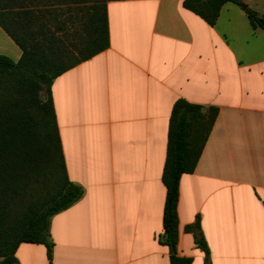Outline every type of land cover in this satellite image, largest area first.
Segmentation results:
<instances>
[{"label": "crops", "instance_id": "crops-1", "mask_svg": "<svg viewBox=\"0 0 264 264\" xmlns=\"http://www.w3.org/2000/svg\"><path fill=\"white\" fill-rule=\"evenodd\" d=\"M184 1L108 2L109 47L54 80L65 172L84 194L51 219L52 261L24 243L18 264H171L160 239L178 100L217 116L181 177L177 255L207 264L202 237L208 264H264V30L242 9L264 16V0L226 4L214 26ZM0 55L22 57L1 26Z\"/></svg>", "mask_w": 264, "mask_h": 264}, {"label": "trees", "instance_id": "trees-1", "mask_svg": "<svg viewBox=\"0 0 264 264\" xmlns=\"http://www.w3.org/2000/svg\"><path fill=\"white\" fill-rule=\"evenodd\" d=\"M67 1L0 0V16L6 20L0 19V26L22 51L18 61L0 55V264H18L16 252L24 243L44 245L51 262V219L77 203L84 194L81 187L68 180L65 172L51 88L60 75L109 47L106 2L124 0H104L91 6L86 33L81 35L79 42H71L72 53L65 40H69L70 35L67 21L55 14L56 18L51 17L55 21L53 25L34 22L56 12L49 10L53 3L62 4L58 5L61 10L65 3L77 0ZM228 3L243 4L241 0H185L183 7L214 26ZM246 13L253 28L264 30V16L249 8ZM65 58H74V62L65 66ZM43 92L45 97L41 96ZM216 116V108L205 112L202 106L185 100H178L172 110L163 173L167 189L164 233L160 239L171 249V264H192L191 259L177 255L180 181L184 174L194 172ZM37 162L41 163L38 167L52 169L58 177V187L50 195L33 201L28 192H17L18 185L29 179L28 172L22 174L21 169L29 165L36 169ZM11 182H14V194L17 193L15 202L23 197L27 204L22 205L18 214L1 197L5 185L11 186ZM197 245L206 253L208 264V249L202 237H197Z\"/></svg>", "mask_w": 264, "mask_h": 264}, {"label": "rangeland", "instance_id": "rangeland-1", "mask_svg": "<svg viewBox=\"0 0 264 264\" xmlns=\"http://www.w3.org/2000/svg\"><path fill=\"white\" fill-rule=\"evenodd\" d=\"M66 2L68 1L66 0ZM99 2H104V0H77L76 3L74 2H71L70 4L65 3V6H63L61 10L59 9L58 5H62V4L53 3V7H51V9L49 10L56 12H54L50 17L46 19L44 18L40 20L35 19L34 22L36 23L48 22L50 23V25H53L55 21L51 17L56 18L55 16L57 15L59 16V19H61L62 21H67V25H68L67 30H69L70 35H69V40L67 39L65 40L67 42V47L69 49V52L72 53L74 47L72 48L71 42L72 41L74 43L79 42L81 40V35L83 33H86L85 24L87 23L88 18L91 14L89 13L91 12L90 8L94 3H99ZM0 19L6 22V20H4L2 16H0ZM64 52H66L65 48H64ZM66 55H69V53L67 52ZM73 62H74V58L73 59L65 58V60L63 61V65L69 66ZM41 96L45 97V93L43 92ZM39 164L37 162L36 169H33L32 165H29L25 169L22 168L21 169L22 174H24V172H28L29 179L27 182L18 185L20 190L17 193L28 192L29 196H31L33 201H37V199H41L42 196L45 197L46 194L50 195L52 192H55L56 187H58V179H57L58 177H55L52 169L44 168L43 165L38 167ZM26 184L28 185V187L25 186ZM13 187H14V182H11V186L9 183L6 184L3 189L1 197L4 201L6 200V203L8 204L7 206L10 207V209H13L14 213L18 214L23 209L22 205H27V204L26 202H24L23 197L22 198L20 197L21 200L18 197L19 201L17 199V201L15 202L14 199L16 198L17 193L14 194L16 191L13 190Z\"/></svg>", "mask_w": 264, "mask_h": 264}, {"label": "water", "instance_id": "water-1", "mask_svg": "<svg viewBox=\"0 0 264 264\" xmlns=\"http://www.w3.org/2000/svg\"><path fill=\"white\" fill-rule=\"evenodd\" d=\"M242 9L246 10L247 9V5H242Z\"/></svg>", "mask_w": 264, "mask_h": 264}]
</instances>
